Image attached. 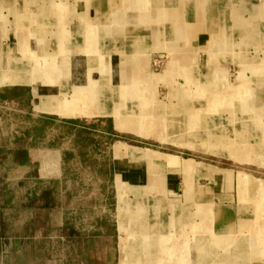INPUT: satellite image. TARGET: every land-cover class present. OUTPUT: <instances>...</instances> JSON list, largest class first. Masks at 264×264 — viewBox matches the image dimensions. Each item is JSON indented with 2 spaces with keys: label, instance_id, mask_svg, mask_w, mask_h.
<instances>
[{
  "label": "rangeland",
  "instance_id": "1",
  "mask_svg": "<svg viewBox=\"0 0 264 264\" xmlns=\"http://www.w3.org/2000/svg\"><path fill=\"white\" fill-rule=\"evenodd\" d=\"M169 63L166 56L156 57L159 88L141 92L136 106L130 105L132 99L124 100L125 105L119 108L122 118L251 115L248 107L236 104L234 92L215 88L218 76L212 73L211 64L203 69L188 66L178 73L166 69ZM28 98L11 100L0 94V147L12 148L26 128L44 125L43 144L56 143L69 153L66 178L52 184L59 206L36 215L22 207L26 196L37 188L36 180L28 176L29 169L9 160L0 163V180H5V197L12 205L6 212L9 242L4 245L0 241V264H130L126 249L135 246L139 236L147 235L152 227L154 233L147 239L150 247L143 251L139 264H264V254H253L251 260L244 253L251 238L255 247L264 246L258 234L264 223V138L255 131L249 138L211 139L234 151L228 155L207 153L210 139L204 138L191 139L186 146L161 144L174 155L162 158L146 150L158 149L155 140L114 133L108 120L67 123L43 119L35 124L29 118ZM256 114L254 110L252 115ZM223 124L214 126L218 135L226 134ZM89 126H94L93 130L85 129ZM256 127L251 123V129ZM118 141L125 148L144 149L134 158L116 148L117 167L122 170L114 168L112 155ZM149 156L155 160L147 161ZM154 156L164 164L155 163L158 157ZM249 178L251 181H246ZM121 189L126 203L123 225ZM229 210L232 217L225 218ZM70 227L80 235L63 236V229ZM211 237L222 241L219 249L211 250ZM17 238H23V243L16 245Z\"/></svg>",
  "mask_w": 264,
  "mask_h": 264
},
{
  "label": "crops",
  "instance_id": "2",
  "mask_svg": "<svg viewBox=\"0 0 264 264\" xmlns=\"http://www.w3.org/2000/svg\"><path fill=\"white\" fill-rule=\"evenodd\" d=\"M159 55L170 58L166 69L178 73L188 66L203 69L211 64L218 76L215 88L234 92L236 104L248 107L249 118H122L119 108L124 100L130 98L134 101L130 105L136 106L141 92L159 88L154 66ZM9 87L28 90L29 118L35 124L43 119L108 120L114 133L155 140L158 149L146 150L162 158L174 155L161 144L186 146L191 139L204 138L210 139L207 153L231 154L229 147L211 139L249 138L251 131L264 138V0H0V90ZM220 123L227 129L224 136L214 132ZM251 123L257 127L251 129ZM22 136L19 146L0 147L8 156L0 163L9 160L29 169L28 176L36 180L34 194L62 182L67 150L56 143L43 144L45 136L36 131L18 137ZM171 139L174 142H168ZM118 143L123 142L113 145L115 169ZM21 147L27 158L16 163L14 156ZM162 162L158 157L155 163ZM230 210L225 218L232 217ZM161 229L165 230L164 223ZM147 232L134 264L141 263L143 251L150 247L147 239L154 227ZM258 234L264 242V223ZM211 240V250L219 249L222 241ZM252 241L244 247L251 260L253 254H264V246L255 247Z\"/></svg>",
  "mask_w": 264,
  "mask_h": 264
},
{
  "label": "trees",
  "instance_id": "3",
  "mask_svg": "<svg viewBox=\"0 0 264 264\" xmlns=\"http://www.w3.org/2000/svg\"><path fill=\"white\" fill-rule=\"evenodd\" d=\"M0 94L2 95L4 99L17 100V99H21L25 95H28V90L24 88H19V87H9V88L0 90ZM77 122H81V121H77ZM71 123H76V122H71ZM43 126L40 128H37L35 126V127H31L27 129L26 131H24V136L25 135L28 136L32 131L33 132L36 131L37 135H42ZM85 129H87V127H85ZM22 140H23V136L18 137L15 140V144L19 146ZM7 157L8 156L6 154H2L0 152V160H3ZM26 158H27L26 150L22 147L19 148L16 151V154L14 156L15 162L24 163L26 161ZM3 182H4V179L0 180V241L4 245H6L9 242L8 231L10 230L8 229L9 222L6 216V212L12 208V205L9 204V201L5 197L6 185L5 183L3 184ZM23 205L26 206L27 208H32V209L37 210V213H36L37 215V214H40L42 211H47L49 213L50 211L58 207L59 200L54 192V188L49 187V188L42 190L38 194L33 193L32 195H28ZM62 234L63 236L67 238H74L80 235L77 232V230L71 227L64 228ZM15 241H16V245H20L23 243V238H17Z\"/></svg>",
  "mask_w": 264,
  "mask_h": 264
},
{
  "label": "bare ground",
  "instance_id": "4",
  "mask_svg": "<svg viewBox=\"0 0 264 264\" xmlns=\"http://www.w3.org/2000/svg\"><path fill=\"white\" fill-rule=\"evenodd\" d=\"M65 114H69V112H65ZM116 148H117V152L118 153L122 152V153H125V154L129 155V156H136V155L138 156V154H139L137 151L133 150L131 147L130 148H125V145H123V143H118ZM214 148H216V147H214ZM191 166H187V168L190 169ZM123 197H124V191H122V189H121L119 191L120 211H121V213H120L121 225H123L126 222V218H125L126 212L124 210V207H125L126 203H125V199ZM141 236H139V239L137 240L135 246H132L131 248L126 249V252H127L126 254L129 257L128 258L129 260L126 261L127 263L134 264V262L138 259V257H140V254L142 253L141 249H142V246L144 244V241H145V238H146V234H145V236H143V235H141Z\"/></svg>",
  "mask_w": 264,
  "mask_h": 264
}]
</instances>
